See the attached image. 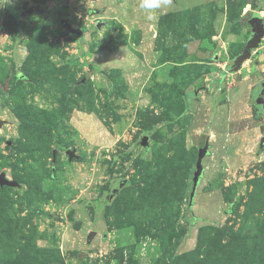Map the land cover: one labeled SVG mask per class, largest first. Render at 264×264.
Segmentation results:
<instances>
[{
	"label": "rangeland",
	"instance_id": "374dc122",
	"mask_svg": "<svg viewBox=\"0 0 264 264\" xmlns=\"http://www.w3.org/2000/svg\"><path fill=\"white\" fill-rule=\"evenodd\" d=\"M263 1L0 0V264H264Z\"/></svg>",
	"mask_w": 264,
	"mask_h": 264
},
{
	"label": "water",
	"instance_id": "95a60500",
	"mask_svg": "<svg viewBox=\"0 0 264 264\" xmlns=\"http://www.w3.org/2000/svg\"><path fill=\"white\" fill-rule=\"evenodd\" d=\"M34 7H29L28 10L26 11V13H31L33 11ZM24 13V12H23ZM22 13V14H23ZM259 16H254L252 18V22H254V27L256 28V31L251 35L250 39L247 40L245 47L242 51V53L234 60V64H233V70H237L240 65L242 64V62L246 59L250 57V49L253 47H257L258 43L260 42L261 38L264 36V28H262V24L260 23L259 20ZM65 21V20H63ZM70 32H75V29L70 28L69 24L66 22L64 25ZM264 93V81L262 82V90L260 92V94ZM255 103L257 104H261L263 103V98L260 96H258L255 100ZM1 124V121H0ZM147 137L144 136L140 143L145 146L147 144ZM259 147H264V137H261L260 143H259ZM203 153L206 152V148L204 147L203 149ZM66 153L68 155V159L72 160L73 158H75L77 155L75 153V149H67ZM203 172V163H202V157H198L197 162L195 164V170L193 171V177H192V187H191V191H190V201L189 203L192 202V197L194 196L198 181L201 177V174ZM15 184L14 181H10L5 177V174L3 172L0 173V185H7V186H13ZM118 186V184H114L113 188L110 191L109 195H113L116 187ZM94 231H92L89 235H88V241L91 240V238L94 236Z\"/></svg>",
	"mask_w": 264,
	"mask_h": 264
},
{
	"label": "trees",
	"instance_id": "16d2710c",
	"mask_svg": "<svg viewBox=\"0 0 264 264\" xmlns=\"http://www.w3.org/2000/svg\"><path fill=\"white\" fill-rule=\"evenodd\" d=\"M261 4L263 5L264 4V1ZM259 7L260 6H258L257 8L259 9ZM6 8H7V11H9L10 9L11 10L13 9V7H10L9 5H6ZM253 16H256V15H253ZM251 18H253V17H251ZM249 23H250L251 32H250V35H249L248 39H250L251 35L256 31V28L254 27V22H252V20H249ZM260 23L262 24V28H264V24H263V22L261 20H260Z\"/></svg>",
	"mask_w": 264,
	"mask_h": 264
},
{
	"label": "clouds",
	"instance_id": "9594fccd",
	"mask_svg": "<svg viewBox=\"0 0 264 264\" xmlns=\"http://www.w3.org/2000/svg\"><path fill=\"white\" fill-rule=\"evenodd\" d=\"M156 6L154 3L152 4H143L142 7H154Z\"/></svg>",
	"mask_w": 264,
	"mask_h": 264
},
{
	"label": "flooded vegetation",
	"instance_id": "af4514ba",
	"mask_svg": "<svg viewBox=\"0 0 264 264\" xmlns=\"http://www.w3.org/2000/svg\"><path fill=\"white\" fill-rule=\"evenodd\" d=\"M262 82H263V81H261L260 83L262 84ZM253 90H254V89H253ZM261 90H262V88H261ZM260 92H261V91H260ZM260 92H258L255 96L258 97V96L262 95V94H260ZM255 96L253 95V98H252L253 100H255V99H254ZM257 105H258V104H257ZM259 106H261V104H259Z\"/></svg>",
	"mask_w": 264,
	"mask_h": 264
},
{
	"label": "crops",
	"instance_id": "0c3cea01",
	"mask_svg": "<svg viewBox=\"0 0 264 264\" xmlns=\"http://www.w3.org/2000/svg\"><path fill=\"white\" fill-rule=\"evenodd\" d=\"M7 3H8V5L10 4V6H11V3H9L8 1H7ZM14 7V6H13ZM261 60V59H260ZM263 63L262 64H260V66L262 67L260 70L262 71V70H264V67H263Z\"/></svg>",
	"mask_w": 264,
	"mask_h": 264
}]
</instances>
